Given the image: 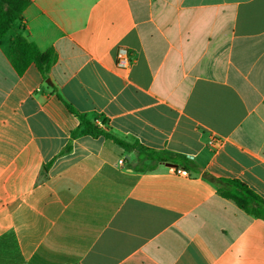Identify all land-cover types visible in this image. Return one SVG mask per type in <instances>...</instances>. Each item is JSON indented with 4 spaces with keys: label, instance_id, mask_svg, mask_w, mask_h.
I'll use <instances>...</instances> for the list:
<instances>
[{
    "label": "crops",
    "instance_id": "obj_1",
    "mask_svg": "<svg viewBox=\"0 0 264 264\" xmlns=\"http://www.w3.org/2000/svg\"><path fill=\"white\" fill-rule=\"evenodd\" d=\"M28 1L0 40V264H264V219L208 179L264 199V0ZM18 33L46 73L12 67ZM66 104L186 168L139 171Z\"/></svg>",
    "mask_w": 264,
    "mask_h": 264
},
{
    "label": "trees",
    "instance_id": "obj_2",
    "mask_svg": "<svg viewBox=\"0 0 264 264\" xmlns=\"http://www.w3.org/2000/svg\"><path fill=\"white\" fill-rule=\"evenodd\" d=\"M28 4V0H0V40L13 28V24L16 21L21 20L22 13ZM9 56L11 65L18 74H22L30 64H34L40 72L46 73L55 60V54L52 50L40 53L34 43L28 41L26 37L19 33L11 40ZM66 106L68 110L79 119L83 134L94 137L102 136L113 141L125 151L135 150L139 163L144 160L151 163H140L141 168H139V171L153 170L157 164L164 162H176L179 166L186 168L185 163L187 160L185 157L158 152L139 145H129L114 138L106 129L98 126L96 122L88 120L70 105L66 104ZM103 124H105V121H102V125ZM69 149L70 147L67 146L65 151ZM208 179L221 185V187L217 189L221 197L232 201L247 215L264 219V199L249 189L244 183L235 179H214L211 176L208 177Z\"/></svg>",
    "mask_w": 264,
    "mask_h": 264
},
{
    "label": "built area",
    "instance_id": "obj_3",
    "mask_svg": "<svg viewBox=\"0 0 264 264\" xmlns=\"http://www.w3.org/2000/svg\"><path fill=\"white\" fill-rule=\"evenodd\" d=\"M132 58L127 48L123 46H118L115 53V65L118 68L125 69L131 65ZM208 144L211 146H218L220 140L216 138H210ZM121 162V161H120ZM171 170L176 174L183 177L189 176V172L183 168H171Z\"/></svg>",
    "mask_w": 264,
    "mask_h": 264
},
{
    "label": "water",
    "instance_id": "obj_4",
    "mask_svg": "<svg viewBox=\"0 0 264 264\" xmlns=\"http://www.w3.org/2000/svg\"><path fill=\"white\" fill-rule=\"evenodd\" d=\"M165 165L168 166V167H171V166L174 167V166H176L175 164H172V163H165Z\"/></svg>",
    "mask_w": 264,
    "mask_h": 264
}]
</instances>
